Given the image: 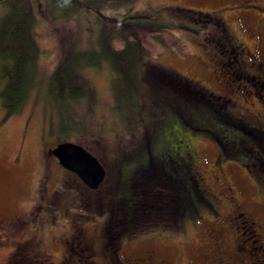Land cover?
Masks as SVG:
<instances>
[{
    "label": "flooded vegetation",
    "instance_id": "1",
    "mask_svg": "<svg viewBox=\"0 0 264 264\" xmlns=\"http://www.w3.org/2000/svg\"><path fill=\"white\" fill-rule=\"evenodd\" d=\"M212 3L197 0L193 6H174L180 9L181 16L196 20L187 30L192 32L201 52L193 54L198 68L192 70L191 76L176 66H165L177 70L188 82L189 96L195 97V103L208 106L210 113L206 119L196 117L194 112L188 114L189 100L175 96V105L185 114L171 113L179 121L174 119L173 130L166 133L174 150L168 151L163 161H173L175 165L168 169L163 164V169H168L176 180L191 178L192 183L203 188L202 193L206 192L205 202L192 208L197 220L187 222L190 226L203 221L204 228L197 227L202 237L198 247L188 248V260L183 264H264V0ZM180 21L183 26L185 23ZM27 125L31 128L32 122L26 121L25 129ZM66 141L74 140L57 138L46 130L44 153L46 158L53 157L55 162L51 163L62 168L53 182L75 187L76 182H68L66 177L78 175L53 153ZM21 142L19 149L24 151L23 134ZM201 149L215 153L213 172L202 164ZM47 164L50 166V162ZM50 187L48 199L52 205L58 204L56 214L27 218L26 215H33L27 212L1 224L0 239L8 240L11 246L4 264H98L97 254H103L100 264H175L170 256L176 246L173 241L164 243V254L154 249H147L144 255H120L121 247L110 250L106 244L109 241L104 238L111 233L107 228L108 212L98 220L96 215L91 219L79 212L71 214V208L68 210V205L60 202L75 192ZM171 223L169 233L176 235L160 238L184 240L187 229L177 227L176 221ZM55 225L60 229L50 236L46 228ZM24 227H31V233ZM105 247L107 251L103 250Z\"/></svg>",
    "mask_w": 264,
    "mask_h": 264
},
{
    "label": "rangeland",
    "instance_id": "2",
    "mask_svg": "<svg viewBox=\"0 0 264 264\" xmlns=\"http://www.w3.org/2000/svg\"><path fill=\"white\" fill-rule=\"evenodd\" d=\"M207 1L208 4H213L212 2L215 0ZM29 3L34 21H36L35 34L37 42L42 49V54L36 65L38 73L37 85L34 88L36 93L29 97L19 112L11 113L9 116L5 117V111L0 107V217L3 216L0 220V226L4 224V220L13 218L15 215H24L23 213L27 212H33V215H26L27 218L30 216L39 218L41 216L56 214L58 212L56 205L58 206V204L52 205L48 199L50 193L48 194L47 188L50 186V189L53 187L56 189L67 188L72 192H76V197L73 194L70 197L62 198L63 193L60 194L62 198L60 203L66 204V207L68 205V210L71 208V214L76 215L79 212L83 215H90L89 218L96 215L94 217L98 220L103 215H97L99 211H93L89 208L86 201V195L94 190L95 187L86 188L79 187V185L73 187L66 186L65 182L59 183L57 180L53 182L54 176L57 178L62 168L56 163V165L51 163L54 160L53 157L46 158V154L44 153V146L46 145L43 142L46 132L44 130L41 132L40 130L39 125L41 120L51 119L50 122L53 124V129L57 128V131H54L55 135L61 131L66 138V129H70V140L75 139L82 142V145L96 156H98L97 151L100 147H97L96 144L94 145V139L100 135L106 140L105 144L108 143L109 146L111 143H114V146H119L129 139L130 145L127 149L132 152L141 151L144 148L143 142L134 136H139V139L144 140L141 133L142 129L145 132V124L142 121L138 125L137 132H134V136L130 138L122 130L118 132L112 128L113 131H107L108 124L112 123L111 126L117 127L118 117L116 116H121V119L118 121L123 127H134L139 121L140 113H153V116L156 117V111L148 106L149 98H144L139 93L135 96L133 87L128 82L120 83L119 81L117 87H115V84H111L113 71L107 65L97 68L90 66L83 73L86 83L93 87L95 112L92 115V119L88 121V124H86L87 119L83 118L82 124L84 123V126L82 127V131L84 133L77 132V136L75 135L74 130L77 129L78 124H75V115L69 107L70 103L74 102V99H72L71 95L65 94L66 81L68 80L73 87L67 88V91L74 89V86L77 85L72 84L70 76L74 70L80 71L83 68H78V61L74 53L79 50H91L103 44V29L105 22L110 21L108 18H122L127 12L148 13L149 22H153L155 27L166 31L157 33L156 36L158 37L144 39L146 44L149 45V51L152 53L147 54L144 64H147V61L150 62V59H156L161 64L176 66L184 74L191 76L192 70L198 68L195 65L193 54H200L201 49L194 36H192V32L179 23L185 17L181 16V13L176 14L174 6L176 4L193 6L197 4V0L113 1L95 8L92 7L89 10H81L79 13L64 16H54L48 0H39V2L38 0H30ZM161 5L163 7H160ZM140 18L142 17H134L132 22L140 21ZM190 23L193 24L194 22L190 21ZM125 55L121 54V56ZM84 60L81 59V61ZM190 66H193V68L190 69ZM140 82L145 85L141 75L138 76L137 80V83ZM78 87H81V85L78 84ZM84 87L86 88V86ZM84 87L83 90L85 92ZM59 89L65 92L63 93L64 96L59 93ZM86 98L87 96H84V104H86ZM76 100L82 101L83 98H77ZM135 100H138L141 104L140 110H134L136 108L133 107ZM74 107L75 113L77 112V115H80L82 107L80 105ZM111 113L116 116H113ZM144 116L149 115L144 114ZM159 119L162 120L163 118ZM26 121L32 122L31 128L28 125L27 129L24 128ZM133 131L135 130L133 129ZM116 132L118 133L116 134ZM22 134L26 139V150L24 151L19 149L22 143ZM200 152L202 164L213 172L211 164L215 158V153H212L208 149H201ZM107 153L109 152L102 150L101 156H105ZM47 162H50L52 168L48 166ZM109 189L110 187L103 185L101 190H99V196H103L102 200H104L106 209L115 205L114 195L109 193ZM70 190L66 192H70ZM73 198H75L74 202ZM197 227L202 230V227L204 228L203 221L198 220L195 225H190L187 228L184 240L190 239L189 243L184 242V240L159 238L156 235L153 238H151L152 236L146 237V235L134 238L128 234L123 239L124 243L118 251L120 255H144L147 249H154L157 253L164 254V243L168 242L167 244L169 245L173 241L176 246L174 250L168 248L169 251L172 250L170 256L175 264H183L188 260V248L195 249L199 246V239H201L202 235L200 236L198 233ZM24 229H28L30 233L32 231L31 227H24ZM46 229L51 236L56 230L59 231L60 228L55 225L53 227L48 226ZM158 230L159 228L155 232H158ZM19 232L20 230L17 234ZM111 234L108 233L105 240L109 241ZM27 235L28 233L26 232ZM114 240H112V243L106 242L107 246L114 244ZM0 242H2V239H0ZM2 244L0 246V264H4L6 256L11 249L8 240H5ZM20 245L21 242L17 244V248ZM111 246L114 245H110V250ZM105 251H107V247H105ZM96 260L100 264V254H97Z\"/></svg>",
    "mask_w": 264,
    "mask_h": 264
},
{
    "label": "trees",
    "instance_id": "3",
    "mask_svg": "<svg viewBox=\"0 0 264 264\" xmlns=\"http://www.w3.org/2000/svg\"><path fill=\"white\" fill-rule=\"evenodd\" d=\"M48 1L54 16H64L122 0ZM29 2L30 0H0V107L4 109L5 117L11 113L19 112L29 97L36 93L34 89L38 81L36 65L42 54V49L36 39V21H34ZM161 7L163 6L161 5ZM174 10L176 14L180 13L178 7H175ZM134 17L142 18L140 21L132 22ZM183 17H185L183 20L185 28L192 26L190 21L196 23L194 18L189 21V15ZM108 19L110 21L105 22L103 29V44L98 46L99 48L79 50L74 53L78 61V68L83 67L81 70L79 69L80 71L74 70L70 76L72 84L77 86L67 91V88H73L67 80L66 93L61 89H59V93L62 96H64L63 93L71 95L74 99L69 107L75 115V124H78L77 129L74 130L76 136L77 132L84 133L82 131L83 118L87 119L86 124H88L95 112L93 87L86 83L83 75L90 66L97 68L107 65L113 71L111 84H115L117 87L119 81L120 83L128 82L133 87L135 96L139 93L144 98H149L148 106L156 111V117L153 116V113H140L139 121L134 127H123L118 121L121 116L115 114L118 117L117 127L111 126L112 123L108 124L107 131L112 128L118 132L122 130L130 138L134 136V132H137L138 125L142 121L145 124V132L142 129L141 133L144 140L139 139V136H134L143 142L144 148L141 151H129L127 149L130 145L128 138L119 146H114V143H111L110 146L108 143L105 144L106 140L101 135L94 139V145L100 147L97 154L106 167V176L98 187L86 195V201L89 208L99 211L97 215L108 212L110 220L107 225L112 233L109 236L111 238L109 243L115 239L114 244H110L114 245L111 246L114 250L124 243L123 239L128 234L134 238L143 235L152 236L151 238L155 235L158 237L174 236L176 234L169 233V228L172 227L170 226L171 222L176 221L177 227L186 230L189 227L187 225L189 219H196L192 208L198 206V203L205 202L203 193L206 194V192L202 193L201 189L203 188L192 183L191 178L190 180L188 178L176 180L170 177L168 169L169 167L172 169L175 163L163 160L166 158L164 155L174 148L170 147V140L167 139L166 133L173 130L174 119H176L173 116L178 112L180 115L185 114L181 107L177 108L175 105V96L189 100L186 110L188 114L194 112L196 117L206 119L207 113L210 111H208V106L203 103H195V97L189 96L188 82L185 79L182 80L177 70L169 69L165 64L157 62L156 59H150V62L147 61V64H144L147 54H152L144 39L158 37L157 33L166 31L155 27L153 22H149L148 13L127 12L122 18L111 17ZM122 53L126 55L121 56ZM81 59L85 60L81 61ZM104 61L106 62L103 64ZM139 75L145 85L141 82L137 83ZM78 84L81 87H78ZM84 96H87L86 104H84ZM77 98H83V100H76ZM76 105L82 107L80 115L74 111ZM140 105L139 101L135 100L133 107L136 108L134 110H140ZM87 106L89 107L87 108ZM144 114L149 116H144ZM176 120L179 121L178 118ZM50 121V118L42 120L40 130L41 132L48 130L55 135L57 128L54 130ZM55 137L62 138L64 134L60 131ZM66 138H71L70 129H66ZM74 141L82 143L75 139ZM102 150L109 153L101 156ZM167 156L169 158V155ZM163 164L167 165L168 169L164 170ZM66 178L69 180L68 182H76L75 187L79 185V187L88 188L74 173ZM103 185L110 187L109 193L114 195L113 209H106L104 200H102L103 196H99V190ZM76 196L75 192L74 197ZM157 228L159 230L155 232Z\"/></svg>",
    "mask_w": 264,
    "mask_h": 264
},
{
    "label": "water",
    "instance_id": "4",
    "mask_svg": "<svg viewBox=\"0 0 264 264\" xmlns=\"http://www.w3.org/2000/svg\"><path fill=\"white\" fill-rule=\"evenodd\" d=\"M53 153L62 165L74 170L89 187H97L106 176V168L100 159L79 143H61Z\"/></svg>",
    "mask_w": 264,
    "mask_h": 264
}]
</instances>
